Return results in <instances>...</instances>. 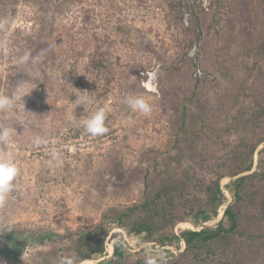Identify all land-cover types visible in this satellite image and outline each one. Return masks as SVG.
Masks as SVG:
<instances>
[{
	"label": "rangeland",
	"instance_id": "obj_1",
	"mask_svg": "<svg viewBox=\"0 0 264 264\" xmlns=\"http://www.w3.org/2000/svg\"><path fill=\"white\" fill-rule=\"evenodd\" d=\"M0 45L9 48L0 93L15 94L21 81L32 88L23 105L0 112V126L17 133L0 144V157L11 155L21 170L0 207V264L10 261L1 246L12 234L38 230L55 236L26 243L16 264L75 254L78 264H145L158 251L166 264H264V0H0ZM79 91L96 103L74 116L104 107L106 134L70 123ZM128 93L153 104L150 117L121 103ZM216 183L223 199L201 222L194 213L210 211ZM226 205L238 212L233 232L199 250L169 241L182 229L226 223ZM130 207L122 220H148V239L108 220ZM100 223L93 240L104 252L81 259L77 239Z\"/></svg>",
	"mask_w": 264,
	"mask_h": 264
},
{
	"label": "trees",
	"instance_id": "obj_2",
	"mask_svg": "<svg viewBox=\"0 0 264 264\" xmlns=\"http://www.w3.org/2000/svg\"><path fill=\"white\" fill-rule=\"evenodd\" d=\"M104 66L103 61H99L94 68H100ZM252 158H253V149L251 151L250 161L244 167V170H250L252 165ZM246 179V175H242L237 177L233 182L236 188L240 187ZM208 194L210 196V202L212 207L210 211L199 209L194 213L195 219H199L201 222L207 221L216 214L217 206L223 199V193L219 186V183H216L214 188L208 186ZM237 194V190L235 193ZM150 201V200H148ZM154 206L149 207V204L146 208H151ZM133 207H130L125 212H116L113 217H109L108 220H114L117 224V227H120L127 232H134L136 234H140L145 232V238L150 237V225L149 221L143 219L142 221L139 220H131L129 227H127L126 223L123 221L124 217L127 218L129 216V212L132 211ZM145 208V209H146ZM146 215V213H145ZM223 215L226 218L227 222L224 223L223 220H220L215 227L211 226H202L200 229H182L179 235L172 234L169 241L181 239L185 244V249H192V250H199L206 245L212 243L213 240L219 237H223L224 234H228L233 232L236 228H238V212L233 209L231 205H226L223 210ZM123 219V220H122ZM103 225L100 223L98 225L93 226L90 230H84L81 233V237L77 239L76 246L84 248L85 252L81 253L80 258L86 259L90 258V256L95 252H104V247L102 243V239L99 241L93 240V236L98 234L101 231V227ZM106 235V234H105ZM11 240L9 242L3 243L1 246V250H6L10 255V261L8 264H16V259H18L21 250L24 248V245L28 242L34 243H43L46 240H51L55 236L54 233L50 231H25L19 233L12 234ZM111 236L117 237L118 239L112 242L113 247V254L115 257L122 259L126 256L124 252V247L121 242V233L115 232L112 233ZM1 244V243H0ZM15 262V263H14Z\"/></svg>",
	"mask_w": 264,
	"mask_h": 264
},
{
	"label": "clouds",
	"instance_id": "obj_3",
	"mask_svg": "<svg viewBox=\"0 0 264 264\" xmlns=\"http://www.w3.org/2000/svg\"><path fill=\"white\" fill-rule=\"evenodd\" d=\"M9 48L6 45H0V55H8ZM30 61V55L25 53L21 58L20 62L27 64ZM25 81L19 83L18 91L15 94L9 95L6 93H0V112H8L15 110L17 105H23L20 101L21 98L29 93L32 88L24 89ZM78 91V90H77ZM76 96L74 102H69L72 109V117L70 123L75 124L77 127H82L87 135L92 137H98L106 134L109 128L106 126V120L108 118L107 110L102 106H96L94 111L87 112L86 116L77 119L74 116V109L77 106H93L96 101L92 93L81 92ZM121 103L128 106L133 113H139L144 117H150L153 112V104L144 99L143 95L140 94H125L121 100ZM131 122V121H129ZM14 127L0 126V144L9 143L16 135ZM33 144L40 146L45 143L42 138L34 137ZM51 161L59 166L61 163V154L59 149L53 147L50 150ZM21 174L20 167L16 160L11 156L0 157V207L7 204L9 195L14 192L17 188L16 181ZM143 243V241H138ZM78 254L65 255L60 257L59 264H78ZM145 264H166L165 254L163 252H156L155 254L146 255Z\"/></svg>",
	"mask_w": 264,
	"mask_h": 264
},
{
	"label": "water",
	"instance_id": "obj_4",
	"mask_svg": "<svg viewBox=\"0 0 264 264\" xmlns=\"http://www.w3.org/2000/svg\"><path fill=\"white\" fill-rule=\"evenodd\" d=\"M112 250H113V247H112Z\"/></svg>",
	"mask_w": 264,
	"mask_h": 264
}]
</instances>
